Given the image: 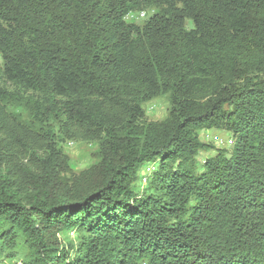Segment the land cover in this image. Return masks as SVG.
<instances>
[{"label":"trees","instance_id":"trees-1","mask_svg":"<svg viewBox=\"0 0 264 264\" xmlns=\"http://www.w3.org/2000/svg\"><path fill=\"white\" fill-rule=\"evenodd\" d=\"M164 96L166 119L147 121L143 104ZM54 123L97 143L96 174L66 177ZM211 129L232 146L197 173ZM0 255L264 264V0H0Z\"/></svg>","mask_w":264,"mask_h":264},{"label":"rangeland","instance_id":"rangeland-1","mask_svg":"<svg viewBox=\"0 0 264 264\" xmlns=\"http://www.w3.org/2000/svg\"><path fill=\"white\" fill-rule=\"evenodd\" d=\"M155 13L154 10L145 11L144 17L140 16V13L130 14L125 18V21L130 24H134L137 26H141L147 19L151 17ZM185 28L190 30L191 23L186 21ZM7 111L13 115H15L21 122L25 124L32 123V117L26 107L19 105L18 103H4ZM170 108L169 100L167 96L159 97L153 99L149 102L143 104L142 109L144 110L147 121L154 123H162L167 115ZM55 126V135L54 136V145L55 150L58 152V155L64 158V161L67 165L68 171L66 173V177L71 178L72 176H78L80 173L92 170L93 173H97L99 168V151L98 145L94 142H80L74 141L70 139H66L65 136H62L59 133V127L56 123ZM217 133L222 136L221 142L218 144L212 143L207 135H212ZM230 139V135L227 133L219 132L217 130L211 129L209 131H202L199 134V141L209 146L207 151L200 153L196 158V172L200 173L202 170L203 162L215 155L216 150H224L225 152L230 151L231 146L226 147L224 145L225 141ZM146 166V165H145ZM145 166L139 169L137 174V180L135 182L136 191L139 194L146 193H154V191L150 188V177L147 178V182L144 183V180L141 179L145 175L144 169ZM152 174V173H151ZM150 174V175H151ZM59 239V248L66 246L68 242L75 243L77 240V236L69 234L67 237L58 236ZM19 255H16L12 258H6L4 255H0V264H25L24 261H21ZM21 257V256H20Z\"/></svg>","mask_w":264,"mask_h":264},{"label":"built area","instance_id":"built-area-1","mask_svg":"<svg viewBox=\"0 0 264 264\" xmlns=\"http://www.w3.org/2000/svg\"><path fill=\"white\" fill-rule=\"evenodd\" d=\"M140 16L143 18L144 14L141 13ZM207 137L212 143H215V144L220 143L221 139H222V136L217 134V133H214L212 135H207ZM224 145H226V147L232 146V139L231 138L227 139L225 141ZM154 170H155V166L153 164H147L145 166L144 173H143V175H145V176L141 178V179L144 180V183L147 182V178L146 177H148Z\"/></svg>","mask_w":264,"mask_h":264}]
</instances>
